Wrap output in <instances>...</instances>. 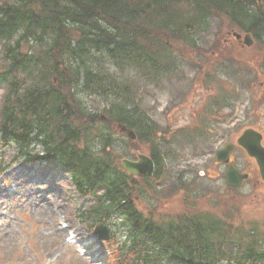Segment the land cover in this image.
<instances>
[{
	"label": "trees",
	"instance_id": "16d2710c",
	"mask_svg": "<svg viewBox=\"0 0 264 264\" xmlns=\"http://www.w3.org/2000/svg\"><path fill=\"white\" fill-rule=\"evenodd\" d=\"M218 17L264 46V0L0 3V142L15 147L0 174L17 161L62 167L76 193L89 198L79 218L116 227L111 237L120 242L110 264H264V234L255 228H232L208 214L157 222L135 202L154 189L169 156L159 152L162 136L139 108L131 81L115 75L133 70L139 82L162 79L175 66L171 43L196 48ZM80 96L105 99V119ZM118 125L151 147V178L120 167Z\"/></svg>",
	"mask_w": 264,
	"mask_h": 264
},
{
	"label": "rangeland",
	"instance_id": "374dc122",
	"mask_svg": "<svg viewBox=\"0 0 264 264\" xmlns=\"http://www.w3.org/2000/svg\"><path fill=\"white\" fill-rule=\"evenodd\" d=\"M232 34H240V40ZM246 36L218 17L198 37L196 48L171 43L169 57L175 66H168L162 79L139 82L136 75L131 77L133 70L115 75L131 81L139 108L155 122L157 138L162 136L159 152L169 156L154 189L135 197L143 216L166 222L183 214H208L232 228H255L264 234V184L253 162L242 151L232 154L237 169L249 168L252 175L231 189L224 182V168L214 161L216 151L235 143L251 123L255 128L264 123L261 110L250 114L259 108L257 98L264 90V46L249 35L251 44L244 45ZM80 99L82 106L105 119V99ZM113 130L119 140L114 151L119 165L137 155L150 157L148 144ZM14 155L15 147L0 142V162L9 163ZM89 204L61 167L13 163L0 176V264H110L120 239L97 240L95 226L78 216ZM105 225L110 234L116 229Z\"/></svg>",
	"mask_w": 264,
	"mask_h": 264
},
{
	"label": "water",
	"instance_id": "95a60500",
	"mask_svg": "<svg viewBox=\"0 0 264 264\" xmlns=\"http://www.w3.org/2000/svg\"><path fill=\"white\" fill-rule=\"evenodd\" d=\"M239 40V35H234ZM243 44L250 46L251 41L246 37L243 38ZM120 133H124L130 140H135V134L131 130H128L125 126L118 125ZM260 135L253 130H245L241 136L237 139L236 143L240 146L246 154L255 160L258 167L261 181L264 183V148L260 144ZM233 146L227 145L224 149L217 152L215 161L221 164H227L229 162V154L232 151ZM121 167L128 175L138 178H150L154 172L153 161L145 155H137L136 160H121ZM225 182L228 186L237 188L241 182L246 179V176L240 175L234 168L230 167L225 173ZM94 234L99 241H107L109 239V230L105 226L96 227Z\"/></svg>",
	"mask_w": 264,
	"mask_h": 264
},
{
	"label": "flooded vegetation",
	"instance_id": "af4514ba",
	"mask_svg": "<svg viewBox=\"0 0 264 264\" xmlns=\"http://www.w3.org/2000/svg\"><path fill=\"white\" fill-rule=\"evenodd\" d=\"M263 84H264V82H263ZM262 84V85H263ZM258 100H257V102H258V104H259V108L257 107V108H252V110L250 111V114L252 115L253 113L255 114L256 112H257V110H261V122H264V90L262 89V91L260 92V95L258 96V98H257ZM249 114V115H250ZM250 119H251V117H250ZM263 120V121H262ZM252 121V120H251ZM259 124V123H258ZM257 124V128H255V127H253V123H251L246 129H252V130H254V131H256L257 133H259L260 134V137H261V141H260V144H261V146L264 148V134H263V131H264V123L262 124V125H258ZM259 128V129H258ZM245 129V130H246ZM237 140V139H236ZM227 144H229V143H226V144H224V146H222L220 149H218V150H221V149H223ZM230 144H232L233 145V149H232V152H231V154H230V156H229V163L227 164V165H225V166H223V165H220V166H222L223 168H224V173H225V171L229 168V167H233L239 174H241V175H246L247 176V179L245 180V181H243V183L241 184V186L244 184V183H246L250 178H251V170L248 168V169H245V171L244 172H242V171H240V169H237V167H236V165L234 164V156H232V154L234 153V152H236V151H242V152H244V150L243 149H241L239 146H237L236 145V141H235V143H230ZM217 150V151H218ZM216 151V152H217ZM244 154H245V152H244ZM246 155V154H245ZM246 157L248 158V159H250L252 162H253V164H254V166L257 168V166H256V163H255V161L252 159V158H250V157H248L247 155H246ZM257 173L259 174V171H258V168H257Z\"/></svg>",
	"mask_w": 264,
	"mask_h": 264
}]
</instances>
